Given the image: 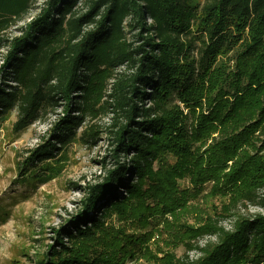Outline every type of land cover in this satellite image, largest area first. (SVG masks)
Segmentation results:
<instances>
[{
	"label": "trees",
	"instance_id": "1",
	"mask_svg": "<svg viewBox=\"0 0 264 264\" xmlns=\"http://www.w3.org/2000/svg\"><path fill=\"white\" fill-rule=\"evenodd\" d=\"M60 107L21 177L49 179L39 162L103 134L105 174L40 264H264V213L232 211L264 207V0H0V126ZM204 234L219 240L177 257Z\"/></svg>",
	"mask_w": 264,
	"mask_h": 264
},
{
	"label": "rangeland",
	"instance_id": "2",
	"mask_svg": "<svg viewBox=\"0 0 264 264\" xmlns=\"http://www.w3.org/2000/svg\"><path fill=\"white\" fill-rule=\"evenodd\" d=\"M133 34H129L131 39ZM121 71L129 73L124 67L117 72ZM107 99H110L108 95ZM62 109L60 107L56 112L51 113L48 120L37 121L21 132L13 129L17 119L15 111L10 112L1 122L0 264H40L37 261L38 257H42L50 245H56L57 230L68 227L71 224L69 219L78 211L80 200L85 196L80 187L98 180L105 174L102 159L107 153V140L103 134L94 142H74L66 152H56L55 157L39 162L37 169H40L42 175L43 167H47L48 164L53 167L54 170H49L50 175L46 170L49 176L44 173L49 179L44 177L43 180L37 178L33 181L32 178H27L28 175L26 178L21 177V170L26 169L23 167L24 163L31 156L30 149L40 146L51 137L53 132L51 122L58 119ZM110 118L111 114H104L94 120L88 119L86 124L87 126L97 124L100 129H107L111 123ZM216 135L217 133L213 136ZM210 142L211 140L207 144ZM123 160L128 159L123 157ZM232 162L230 161L229 165H232ZM113 163V157L108 158V168L112 167ZM155 165L158 166L157 163ZM180 184L186 186L188 183L181 180ZM213 201L218 204L228 203L229 198H213ZM232 211L249 215L264 213V207L260 204L242 203ZM233 212L218 216L221 228L233 229L235 221ZM195 218L197 220L196 216ZM169 238L168 235L153 238L154 250L157 246L166 249ZM218 240V234H204L193 240V249L187 250L188 247L182 245L175 249V254L177 257H182L187 253L189 258H196L199 255L197 246ZM129 264L152 263L142 259Z\"/></svg>",
	"mask_w": 264,
	"mask_h": 264
}]
</instances>
